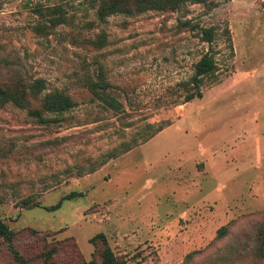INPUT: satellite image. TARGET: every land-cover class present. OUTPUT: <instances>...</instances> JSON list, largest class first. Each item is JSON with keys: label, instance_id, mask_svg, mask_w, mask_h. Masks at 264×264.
<instances>
[{"label": "rangeland", "instance_id": "374dc122", "mask_svg": "<svg viewBox=\"0 0 264 264\" xmlns=\"http://www.w3.org/2000/svg\"><path fill=\"white\" fill-rule=\"evenodd\" d=\"M212 1L100 23L86 0H0V80L42 78L75 102L44 114L47 123L0 107V219L19 232L22 248L34 229L48 242L73 239L87 261L89 239L103 233L125 264H183L188 253L202 252L199 262L264 220V0ZM58 6L66 22L36 35L31 27ZM209 27L211 43L200 38ZM100 32L102 48L84 42ZM206 52L214 74L200 85L201 98L180 103L181 83ZM99 71L121 112L84 85ZM144 124L164 128L105 158L138 139ZM72 191L82 195L61 199ZM27 197L38 205L21 207ZM223 225L230 234L215 241ZM7 262L0 245V264Z\"/></svg>", "mask_w": 264, "mask_h": 264}, {"label": "trees", "instance_id": "16d2710c", "mask_svg": "<svg viewBox=\"0 0 264 264\" xmlns=\"http://www.w3.org/2000/svg\"><path fill=\"white\" fill-rule=\"evenodd\" d=\"M89 8L94 10L95 18L100 23H105L107 18L113 15L135 16L147 11L173 12L182 6L189 4L211 5L212 0H86ZM35 12L42 15L41 6L35 7ZM47 22L38 21L31 28L33 32L42 37L48 36L54 31L57 25L66 22L63 9L52 7L47 17ZM184 21L181 25H188ZM200 38L202 41L211 43L214 39L212 27L201 28ZM87 45L99 49L106 45L103 32L98 33L94 39H86ZM216 63L212 54L204 53L194 64V71L191 77L181 83L183 93H178L177 98L182 96L181 102H188L194 98H201L200 85L206 77L214 74ZM84 85L92 96L112 109L115 112L123 110L121 104L109 93L103 92L107 85L102 78V73H97V80L86 78ZM178 102L177 100L173 101ZM10 104L16 108L26 110L28 115L34 116L40 123H47L52 120L43 117L44 114H63L75 106V102L69 94L64 91L53 89L47 90L45 80L35 78L31 82L24 81L20 77H12L0 80V107ZM54 120V119H53ZM164 128L163 124H144V127L137 134L132 135L129 142L119 144L116 149L109 150L106 159L117 157L136 147ZM105 158L97 161L84 171L78 166V174L82 172L90 173L96 170L105 162ZM82 195L80 192L72 191L61 199H70ZM37 206L38 202L31 201L29 197L20 201L21 207ZM60 201L54 205L57 208ZM28 235L25 238L29 243V248H22L18 243L19 232L11 230L7 224L0 219V245L8 258L4 264H125V259L116 255L109 247L103 233H98L89 239L92 244V253L89 260H85L73 239L61 241H46V233L34 229H27ZM230 234L229 225L220 226L216 230L214 240H221ZM202 253V252H201ZM199 251L188 253L183 264H264V220L257 222L252 233L246 235H236L230 242L221 248L210 250L199 262H194L193 258Z\"/></svg>", "mask_w": 264, "mask_h": 264}]
</instances>
